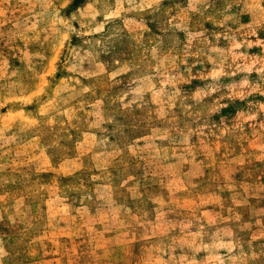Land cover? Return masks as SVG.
<instances>
[{
    "label": "rangeland",
    "instance_id": "rangeland-1",
    "mask_svg": "<svg viewBox=\"0 0 264 264\" xmlns=\"http://www.w3.org/2000/svg\"><path fill=\"white\" fill-rule=\"evenodd\" d=\"M0 264H264V0H0Z\"/></svg>",
    "mask_w": 264,
    "mask_h": 264
}]
</instances>
